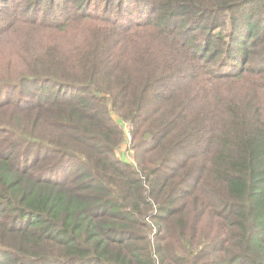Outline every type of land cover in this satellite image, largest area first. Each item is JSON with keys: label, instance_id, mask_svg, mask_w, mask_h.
I'll return each mask as SVG.
<instances>
[{"label": "trees", "instance_id": "trees-1", "mask_svg": "<svg viewBox=\"0 0 264 264\" xmlns=\"http://www.w3.org/2000/svg\"><path fill=\"white\" fill-rule=\"evenodd\" d=\"M0 264H264V0H0Z\"/></svg>", "mask_w": 264, "mask_h": 264}, {"label": "rangeland", "instance_id": "rangeland-1", "mask_svg": "<svg viewBox=\"0 0 264 264\" xmlns=\"http://www.w3.org/2000/svg\"><path fill=\"white\" fill-rule=\"evenodd\" d=\"M124 129L126 131V141L125 143L123 144L122 146V149L121 151L119 152V157H125L127 158V160H130L131 162L133 161V158H132V152L133 150L131 149V146H132V139L129 135V126L125 123L124 124Z\"/></svg>", "mask_w": 264, "mask_h": 264}]
</instances>
